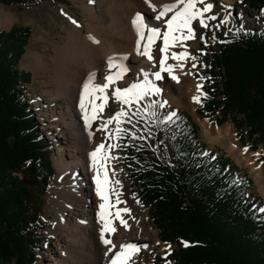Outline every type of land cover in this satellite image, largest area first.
<instances>
[{"label": "trees", "instance_id": "16d2710c", "mask_svg": "<svg viewBox=\"0 0 264 264\" xmlns=\"http://www.w3.org/2000/svg\"><path fill=\"white\" fill-rule=\"evenodd\" d=\"M43 1L0 4L28 9ZM240 2L260 11L264 21V0ZM31 32L28 26L0 31V264H35L47 244L44 230L51 226L40 221L38 211L55 171L18 88L30 82L31 75L17 66ZM216 46L210 58L205 55L207 98L196 114L217 126L229 120L250 151L262 148V163L264 28L232 27L218 35ZM154 102L147 112L136 108L119 136L132 197L147 209L157 238L171 245L170 255L154 257L153 264H264V212L259 211L264 200L253 191L252 179L230 158L207 152L187 112L168 119L172 109ZM28 173L31 181L24 177ZM37 186L41 192L34 197ZM182 241L195 246L186 248Z\"/></svg>", "mask_w": 264, "mask_h": 264}, {"label": "bare ground", "instance_id": "6f19581e", "mask_svg": "<svg viewBox=\"0 0 264 264\" xmlns=\"http://www.w3.org/2000/svg\"><path fill=\"white\" fill-rule=\"evenodd\" d=\"M89 1L92 4H84L87 15V20H85L86 32H83L77 26L67 29L64 45L55 46L56 56L51 58V63L41 61L40 57L33 52L25 55L26 64L33 65L34 70L50 71L52 73L53 94L50 92L43 93L48 98L47 100H64L68 108L67 121L62 114L60 119L63 121V125L59 128H53L56 137H51L53 141L59 143V147H62L57 149L55 167L63 180L60 182L53 180L47 193L46 211L53 214L56 220L55 228L50 231V234L56 238V246L51 249L53 255L50 256V260H47L49 263L45 262L44 264H110L109 258L118 250L121 243L144 241L155 245L157 242L155 232L151 227H147L143 232L138 227L134 229L129 226L128 230H125L119 238H114V235H112V240L117 248L112 253H108V257L105 256L107 248L100 239L101 222L98 221L97 217V212L100 210L99 205L103 201L96 194V186L93 181L95 173L91 168L89 153L95 151L100 144L105 145L104 152L106 153L113 143L98 142L97 134L93 130V121H90V127L86 125L78 103L81 87L89 73H97L94 83L102 85L107 82L105 80L106 75L114 74L117 71V69L109 71L106 64L109 56H126L127 59L124 64L138 75V82H144L143 73H148V80L153 82L155 78L151 75V72L155 71L157 63L155 64V60L151 62L143 55H137L136 43L138 36L132 20L137 13H143L145 23L147 24L146 21H148V26L161 29L163 25L161 20L165 21V19L163 17L158 21L155 17L163 6L166 4L176 5L166 15L168 16L182 9L183 5L179 3V0H151V4L156 7V11H153L152 7L145 3V0ZM0 21L5 24H13L16 21V14L1 8ZM143 31L144 39L140 41L141 52L143 51V45L148 44L147 27ZM89 35L98 39L100 43L90 42L87 39ZM150 48L152 50V44ZM146 61H149V64L146 65L144 63ZM173 74L179 77L180 82L172 81L179 85L184 95L192 102V97L199 95L197 84H201V82L196 81L187 67L184 66L183 70L175 68ZM123 77L125 81L121 80L122 82L120 81L119 85H129L131 81L127 78L128 76L126 77L125 74ZM183 77L189 81L187 85H183L181 82ZM116 83L114 82L110 87L115 88ZM166 92L169 95V91ZM170 97L177 101L176 97L171 95V92ZM178 103H180V100ZM76 113L79 119H77ZM108 113L109 110L105 111L102 117H107ZM89 115H91V108H89ZM55 116L56 114L53 119V114H47L45 117L55 120ZM200 124L203 131L209 134L207 122L201 121ZM101 125L104 128L105 122L101 121ZM216 134L217 142L222 141L225 143L232 153L238 151L236 147H233L234 142L230 138V126L217 129ZM251 175L264 196L263 171L252 167ZM83 179L86 181L87 190H84V187L80 188V181ZM116 180L120 179L115 174L112 181ZM68 189H79V201L88 206L86 208L82 205L81 207L76 206L75 191H69ZM61 192L64 193V196L60 195ZM119 193L122 195L121 192ZM112 199L114 201L115 197H112ZM117 207L123 208L121 204ZM140 235H143L144 238H139ZM105 238L109 239L107 235Z\"/></svg>", "mask_w": 264, "mask_h": 264}, {"label": "rangeland", "instance_id": "374dc122", "mask_svg": "<svg viewBox=\"0 0 264 264\" xmlns=\"http://www.w3.org/2000/svg\"><path fill=\"white\" fill-rule=\"evenodd\" d=\"M206 3H211L213 5V8L210 12L205 13L202 18L205 19V23L210 25V27L204 28L201 27L198 21H193V26L195 31L198 33L197 38L184 41L183 44H178L177 47L169 48L168 50V56L169 59L167 60V64L173 65L174 67L177 65V61L171 59V53H183L187 52L189 54V58L180 62L183 64L184 67H187V69L190 71V74L194 77V79L199 82H201V85H203L202 91H205L204 81L207 74H205V71L207 69V65L205 63V55L207 54V58H210L209 53L217 52L216 44L218 43V35L221 34V29L225 27H230V24L233 26H236L234 23L239 20H242L243 25H247L245 22L246 19H252L253 17H256L257 12L247 8L246 6H243L240 2V0H206ZM84 4H92L89 0H45L41 4H39L36 7H31L28 9H20L17 7H7L0 4V10L5 9L9 11L12 14H16V21L13 24H5L0 21V31H6L8 32L10 29L14 27H30L32 32L29 36L26 46L24 48V53L21 57V60L18 63L17 69L20 72L23 73H29L30 76V82H27L29 84L27 88V95L31 97V103L34 99V103H38V106H33L32 110L33 113V121L37 125V131L39 132V140L44 139L47 143L46 150L49 151L50 159L52 161V167L55 171L54 177L49 181L47 190L41 194L42 203L39 208V219L41 222H50L51 226L46 227L44 230L43 235L47 237V244L45 245V248L38 253L37 259L35 264H44L49 263L47 260H50V256L53 255L52 248H55L56 246V238L55 236L50 234V231L53 230L56 226V220L53 214L46 211V204H47V193L50 189V184L53 180H57L60 182L63 180V177L57 172L55 167V160L57 157V149H60L62 147H59V143L53 141L51 137H56V133L53 128L62 126L63 121L60 119V116L63 114L64 118L68 119L67 117V105L64 100H55V101H48L43 93L50 92L53 94V88L54 84L52 83L51 75L52 73L50 71L44 72L41 70L38 71H32L27 70L28 67L23 66V62L26 64L25 60V54L30 50L38 53L41 57H44V61L47 63H51L52 57L56 56V49L55 46H63L65 41V36L67 34V29L76 27L75 24H73L71 21L75 20L80 26L78 27L83 32H86L85 27V20H87V15L84 10ZM197 8L202 9L204 5L197 3ZM174 14H169L168 16L164 17V20H161L162 28L161 32L166 31V22L168 19H170ZM143 15V13H142ZM215 16V19L209 20L207 17ZM147 25H148V21ZM224 31H222L223 33ZM199 36H203L204 40H201ZM213 37L215 39H213ZM163 46V40L162 38H157L154 43H152V53H155L154 59L155 64L157 65L155 71H152L151 73H154L156 71H159V60L161 58V53L159 51L160 47ZM204 50V51H203ZM197 54L203 55L202 58H198ZM156 57V58H155ZM192 57H197V59H193ZM151 60V62L153 61ZM148 62V63H147ZM149 64V61L144 62ZM195 64L196 67L193 68L192 65ZM138 66V65H137ZM136 68V67H135ZM180 69V68H179ZM162 79L161 80H153V84H155L157 87L162 89V92L159 94H149L148 96H145L143 100H140L138 103L133 102L132 104H122L119 102L115 96L113 95V92L115 89H123L129 87L131 84L134 83H140L138 82V75L132 70L129 69V71L126 73V77L131 81L129 85H119V82L125 81L124 77H122L120 80L115 81V88H111L110 86L106 90V92L103 95H106L108 99L106 101L104 100H97V104L104 103L105 107L102 112H99L97 115V119L92 120L93 121V130L97 134L98 142L106 141L107 143H113L112 147L108 152H106L107 155L111 156L112 159L108 161L107 170L110 176V179L113 180L112 173L114 172L117 177L120 179V184L115 185L116 190L118 192H121L122 195L120 196L121 200H124L125 203L121 204V207L128 208L131 211V215H124V219L127 220L128 225L134 229L137 227L141 231H145L147 227H151V229L155 232V238L157 240L156 244H151L149 242L144 241H138L136 244H148V249H143L141 252L133 257V260L129 262V264H153L154 257H162L166 253L170 252V248L165 246L163 243H161L157 238V232L150 221L147 219V209L140 207L138 203L133 200L132 194L130 193V189L126 183L125 179V171L126 166L124 164V156L122 152V148L119 145V135L121 132H116L117 124L115 121L112 123H108L106 127L103 128L101 125V121L106 122L109 120V118L113 117L116 113L120 111H124L127 115L125 117H122V123L119 125V128L122 129V125L126 119V117L129 116V114L134 113L136 108H141L144 111L145 105L151 104L154 101H160L163 103L164 101H167L164 106L168 108H172L173 110H181L184 112H187L192 118L195 124L198 126L201 142L205 144L208 151H214L216 156H225L232 160V162L239 168L241 173L249 174L251 177V168H257L261 169L264 173V169L262 167L261 162H259V157L262 155V150L259 149L257 151H248L247 153H244L242 149L246 147L244 143H241L236 135H235V128L233 124L228 120L225 123H223L220 126H217L214 122H210L207 119L200 118L196 114V109L198 108L199 104L191 102L186 95L181 91L178 84L174 83L172 79L168 77V74L161 73ZM154 77V76H153ZM170 79V80H169ZM121 81V82H122ZM181 82L183 85H187L189 81H187L184 77L181 79ZM118 84V85H117ZM169 91V95L171 92V95H174L177 99V101L173 100L171 97L169 98V95L166 91ZM184 91V88H183ZM110 92V93H109ZM112 92V93H111ZM41 94V95H40ZM43 94V95H42ZM184 95V96H183ZM182 98V99H181ZM180 100V103L178 101ZM109 110V115L105 118H103V113L105 111ZM74 111L76 112V109L74 107ZM47 114H53L52 119L55 116V120L49 119L45 116ZM58 114V115H57ZM58 116V117H57ZM62 117V116H61ZM77 119H79L78 114L76 113ZM58 118V119H56ZM206 121L209 134L205 133L201 127L200 122ZM227 126H230L231 128V135L230 138L233 140L234 145L236 149L238 150L236 153H232L228 150V147L225 143L222 141L216 140L217 138V129H224ZM207 135H209L207 137ZM59 142V141H58ZM256 153H259L260 155L257 156ZM240 155V156H239ZM239 157V158H238ZM259 165V166H258ZM26 181H31L32 174L28 173L24 175ZM253 179V178H252ZM80 188L84 187V190H87V187L85 186L86 181L84 179L80 181ZM253 191L260 195L262 199L264 200V196L262 195V191H260L259 187L256 185L254 179H253ZM69 191H75L76 195V206L82 207L85 206V208L88 206L87 204L79 201V189H68ZM33 193V196L36 197L37 191L38 193L41 192V186L33 187L31 190ZM67 191V190H66ZM61 196H64V193L61 192ZM84 196V195H83ZM78 197V200H77ZM142 221V222H141ZM114 227L117 228V232L114 234V238H119L121 234L125 232V228L119 225V221H114L113 224ZM107 235V234H106ZM109 239H113L112 235H107ZM139 238H144L143 235H140ZM167 249V252H166Z\"/></svg>", "mask_w": 264, "mask_h": 264}, {"label": "snow or ice", "instance_id": "6c2138e0", "mask_svg": "<svg viewBox=\"0 0 264 264\" xmlns=\"http://www.w3.org/2000/svg\"><path fill=\"white\" fill-rule=\"evenodd\" d=\"M146 4H149L152 7L153 11H156V7L151 4V0H145ZM179 3L183 5V8L176 11V14L173 15L166 22V31L161 32V29L158 27H150L145 23V17L141 13H137L132 20V24L134 29L136 30L138 40L136 43L137 55H143L148 60H153L154 56L152 54L150 45L154 43L157 38H162L163 46L160 47L159 51L161 53V58L159 60V71L152 73L155 80H161L163 77L161 73H167L168 77L179 83V77L174 75L175 68H180L183 70V64L180 63L189 58V54L187 52L183 53H171V59L177 61V65L174 67L173 65L167 64V60L169 59L168 50L169 48L177 47L178 44H183L184 41L192 40L197 38L198 33L195 31L193 26V21H198L201 27L207 28L210 25L205 23V19L202 18L205 13H208L212 10L213 5L211 3H206V0H179ZM197 3L204 5L202 9L197 8ZM175 4H166L163 6L162 10L159 11V14L155 17L156 20H161L165 17L169 12L175 8ZM264 11V10H262ZM207 19L212 20L215 19V16L207 17ZM77 27L80 25L75 21H71ZM147 27L148 32V44L143 45V51L141 52V43L140 41L144 39V31L143 29ZM201 40H204L203 36H199ZM87 39L94 43L99 44L100 41L95 37L89 35ZM213 39H215L213 37ZM193 59H197V57H192ZM127 59L126 56H109L107 58L106 64L111 72L112 69H117L114 74H109L105 76V80L107 81L105 84H96L94 81L97 78V73L91 72L87 75L80 92L78 107L80 108L83 118L87 126L90 125L91 120L97 119V115L99 112L104 110V103L97 104V100L106 101L108 97L103 95L108 87L113 84L115 81L120 80L129 69L125 66L124 61ZM193 68L196 67L195 64L192 65ZM143 72V70H142ZM145 79L142 83H134L131 84L127 88L123 89H115L113 95L115 98L121 102L122 104H132L133 102H139L143 100L145 96L149 94H159L162 92V89L153 84L150 80H148V73H143ZM203 85L197 84V92L199 95H194L192 100L194 103L203 105V99H206V93H203L201 90ZM153 104L145 105V110H150ZM167 101H164L160 104L161 107L166 104ZM89 108H91V115H89ZM137 114H139V109H137ZM154 114V113H153ZM127 114L124 111H120L116 113L113 117L109 118L105 122L104 127L107 126L108 123H112L115 121L117 124L116 132L127 131L126 129H120L119 125L122 123L121 118L125 117ZM175 113H172L168 119H171ZM119 138V137H117ZM109 147H112L111 145ZM235 147V145H233ZM105 145L100 144L96 147L95 151L89 153L91 159V168L94 171L95 175L93 176V181L96 186V194L103 203L99 205V211L97 212L98 221L101 222V230H100V239L101 242L106 246L107 251L105 256L108 257V253H112L114 249L117 248V245L114 243L112 239H106L107 235H114L117 232V228L113 226L114 221H119V225L124 227L125 230H128L129 225L126 219H124V215H131V211L128 208H119L117 205L125 203V201L120 199L121 194L116 190V187L113 186L119 185L120 181H112L110 179L107 165L108 161L112 159L111 156L107 155L104 152ZM244 153L249 151L248 147H244L242 149ZM259 156V153H256ZM264 163V161H262ZM259 166V165H258ZM114 176L115 173L113 172ZM112 197H115L113 201ZM139 203V201H137ZM260 212H264V208L259 210ZM184 247L195 246L190 245L189 242L182 241L181 242ZM171 248V245L167 246ZM148 244H136V243H121L118 246V250L114 252V254L109 258L110 264H129L130 261L133 260L134 256H137L141 250L148 249ZM167 252V249H166ZM170 255V253H168Z\"/></svg>", "mask_w": 264, "mask_h": 264}, {"label": "built area", "instance_id": "2783aa9c", "mask_svg": "<svg viewBox=\"0 0 264 264\" xmlns=\"http://www.w3.org/2000/svg\"><path fill=\"white\" fill-rule=\"evenodd\" d=\"M29 85H27L26 83H19L18 88L21 90L22 94H23V100L25 101V103L28 105L29 110L31 111L32 115H34L35 113H33V106H38V103H40L39 101H37V103H34L35 105H33L34 99L32 101V103L30 102L32 99L29 95H27V88Z\"/></svg>", "mask_w": 264, "mask_h": 264}, {"label": "crops", "instance_id": "0c3cea01", "mask_svg": "<svg viewBox=\"0 0 264 264\" xmlns=\"http://www.w3.org/2000/svg\"><path fill=\"white\" fill-rule=\"evenodd\" d=\"M76 1H78V0H76ZM29 52L36 53V52H34V51H32V50H31V51L29 50L27 53H29ZM27 53H26V54H27ZM26 54H25V55H26ZM36 54L38 55V53H36ZM38 56L40 57V60H41V61H44V57H41L40 55H38ZM20 60H21V59H20ZM23 66H24V67H28L27 70L38 71V70H34L33 65H30V66H29V65L25 64L24 62H23ZM41 71H42V70H41Z\"/></svg>", "mask_w": 264, "mask_h": 264}]
</instances>
